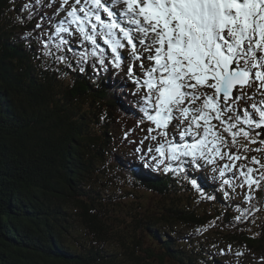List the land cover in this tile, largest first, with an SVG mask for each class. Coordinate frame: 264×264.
I'll return each mask as SVG.
<instances>
[{
	"label": "snow or ice",
	"instance_id": "1",
	"mask_svg": "<svg viewBox=\"0 0 264 264\" xmlns=\"http://www.w3.org/2000/svg\"><path fill=\"white\" fill-rule=\"evenodd\" d=\"M42 2L35 0L36 4ZM121 4L123 8L115 11ZM65 7L69 9L65 20L55 26L49 43L53 37H60L55 45L59 50L61 45L68 43L61 34L72 35L68 25H73L82 43L92 46L88 55L97 57L99 54L101 65L109 59L114 67L126 62L121 50L130 48L133 58L141 61L139 66L146 77L143 86L147 95L142 111L147 121L154 125L148 130L150 138L156 139L151 136L153 131L167 138L169 125L176 119L181 124L187 122L180 132L181 139L189 135L194 139L199 137L195 143L178 147L168 141L167 151L164 144L156 147L155 152L163 157L159 163L168 160L183 165L182 157H188L200 168L202 165L198 161L211 165L227 159L228 163L219 168L222 184L231 186L236 177L225 178V175L234 172L243 180L240 187L260 186L264 181L261 158L252 157L249 161L256 168L238 164L249 158L241 154L239 148L236 152L232 149L237 148L238 137H243L248 144L264 145V100H253L255 94L264 96V0H72L71 3L62 0L58 11ZM22 11H34L33 5L26 3ZM102 13L109 23L104 22ZM40 27L37 24V28ZM30 35L26 33L25 38ZM100 40L111 50V57L105 56ZM41 43L48 47L43 40ZM140 49L150 55L142 56ZM79 55L86 63L88 55ZM57 59L64 61L66 57ZM143 60L151 61V67L145 68ZM80 71H84L82 66ZM128 74L133 76L132 66ZM253 85L255 93L245 91ZM204 89H211L212 93ZM245 97L253 103L240 107ZM197 101L199 106H190ZM213 121L222 126V131ZM257 129L262 130L255 133L258 139L252 136ZM241 147L244 152L264 151V147ZM165 170L173 169L167 167ZM184 171L181 166L179 172ZM255 172L260 173L259 180L253 175ZM187 178L197 190L202 188L194 177Z\"/></svg>",
	"mask_w": 264,
	"mask_h": 264
},
{
	"label": "trees",
	"instance_id": "2",
	"mask_svg": "<svg viewBox=\"0 0 264 264\" xmlns=\"http://www.w3.org/2000/svg\"><path fill=\"white\" fill-rule=\"evenodd\" d=\"M26 3L33 5L32 12L39 8L35 0H14L13 3L0 0V16L4 17L6 9L15 13L23 9ZM19 22L10 19L7 24H2L3 28L0 27V47L17 50L22 58L19 60L15 51L11 52V57L2 53L3 60H12L0 63V264H62V260L64 264H108L112 262L108 250L77 251L74 242L79 243L80 231L90 229L103 235L105 228L112 226L100 218L104 215L98 213L100 204L95 201V191L88 187L91 174L94 179L113 175L108 167L94 166L97 155H101L100 148L106 146L109 135L104 133L106 141L100 144V138L89 130V114L83 101L89 98L94 101L92 98L95 97H87L86 93L77 91V95L84 99L75 98L74 101L72 92L65 91L63 95L56 93L59 100L53 102L52 96L43 93L48 92L50 86L44 88L42 82H57L60 79L52 68L41 63L45 47L41 40L46 43L45 25L30 11L29 16L21 17ZM37 24L41 27L37 28ZM29 32L31 35L25 38ZM26 54L27 62H23L22 67ZM31 61L40 65L41 73L31 65ZM25 66L30 70L32 68L30 72L42 78V81L39 82L33 75L27 78ZM23 79L40 83L34 89L35 101L30 106L26 104L28 91L16 83L24 82ZM24 85L28 87L26 83ZM91 130L95 131L93 127ZM133 195L129 190L125 191L118 205L131 211L135 221L134 213L139 204L134 201ZM128 203L133 207L129 208ZM183 204L189 206L190 202ZM168 206L161 214V223L173 225L176 222L200 221L193 214L171 211L173 207ZM76 209L81 214H77L74 221L76 226L81 223L83 230H77L76 226L71 229L74 223L72 212ZM156 215L159 214L156 213L154 217ZM248 224L251 225L250 222ZM118 226L124 228L122 232L126 231L123 238L118 236V239L126 245L124 259L128 264L189 263L190 260L182 252L172 256L156 252L160 257L158 261H148L150 257L142 248V234L148 231L154 240L168 241L165 235L158 228H148L147 225L142 227L141 233L135 227ZM254 239L246 237L250 247L264 244L263 239ZM169 247L174 248V245ZM164 256H168L167 259Z\"/></svg>",
	"mask_w": 264,
	"mask_h": 264
},
{
	"label": "rangeland",
	"instance_id": "3",
	"mask_svg": "<svg viewBox=\"0 0 264 264\" xmlns=\"http://www.w3.org/2000/svg\"><path fill=\"white\" fill-rule=\"evenodd\" d=\"M63 16H61V18H62ZM22 48V47H21ZM11 48H9L8 46H6L5 48H1L0 47V63H2V62H4V60L2 59V58H4V57H2V55L4 54H7L8 56H13L12 54H11V52H13V51H15V52H17L18 53V58H19V60H22V58H21V55H20V53H19V51H17V50H10ZM105 49H106V47H105ZM22 50H23V48H22ZM106 52H109V51H111L109 48L108 49H106L105 50ZM122 51V54H123V57H124V59L127 61V63L130 61V57L126 54V52H125V49H123V50H121ZM3 53V54H2ZM27 54H26V56H23V61H22V63H21V65L23 64V62H27ZM12 59H6L5 61L7 62V61H11ZM15 60V59H14ZM22 67H23V65H22ZM25 68H26V70H25V76L28 78L29 76L31 77L33 74L30 72L31 70H33L32 68H31V70L27 67V66H25ZM24 80V82H20V81H16V83H18L19 84V86L20 87H22V88H25V90H27L28 91V96H29V100L27 101V105L28 106H30V105H33V103H34V101H35V90L34 89H36L37 88V86H39V84L40 83H37L36 81H29V80H26V79H23ZM27 84V86L28 87H25V85L24 84ZM42 84L44 85V88H48V86H50L49 88L50 89H48V92H46V91H44L43 93L44 94H46V95H50V96H52L51 98H52V101L54 102V101H58L59 99H58V97L56 96V93H57V86L60 84H57V82L56 81H54V80H47L46 82H42ZM69 90L72 92V98H73V100L75 101V98L76 99H84L83 97H81V96H78L77 95V91H82L83 93H86V95H87V97L88 96H90V93L89 92H85L84 90H75V89H71V88H69ZM51 101V102H52ZM90 101V99H87V100H84L83 101V103L84 104H88L87 102H89ZM53 106L55 107V104L53 103ZM59 113H60V111H59ZM40 115H42L43 116V113H40ZM51 119H53V120H56L55 118H51ZM61 119H62V117H61ZM53 122V121H52ZM255 133L256 132H253L252 133V136H253V138H257L256 136H255ZM238 141L241 143V144H243V137H238ZM182 142L183 143H185L186 141L185 140H182ZM258 148H260V147H257V149ZM263 151H257L256 152V157L257 158H261V163H264V153H262ZM127 159H134V157L133 158H131V156H128V158ZM251 159H249V161H250ZM101 160H99V166H102V164H101ZM254 166H256V165H254ZM253 166V168H255ZM104 168H106V166H104ZM109 168V167H108ZM216 171V170H215ZM217 173L219 174V172L217 171ZM260 173L259 172H255L253 175L255 176V178L257 179V175H259ZM220 188H221V186H220ZM123 195V194H122ZM138 195H139V198L137 199V202H139V203H142V204H144V203H147V204H150V203H156L157 202V199H156V197H150V196H148V194H146V193H144L143 191H141V192H138ZM123 197V196H122ZM128 205H129V208L130 207H133V205L132 204H130V203H128ZM203 206H205V208H206V206H207V204L205 203ZM112 206H104V207H100L101 209H104L105 211H106V218L107 219H110V218H113V219H116V218H119V213H118V211L117 210H115V209H110ZM139 212H141V211H139ZM143 218H145L146 220H147V226H148V228L150 227V226H152V223H151V221H152V219H153V217L151 216V214L150 213H146V215H144L143 216ZM141 219H142V217H140L139 215H136V220H135V222H137V223H140L141 222ZM123 222H125V219L124 218H119L118 220H117V222L116 223H123ZM108 225H112V226H110L109 228H105V233H104V235H105V238H107L108 240H110L112 243H114L115 241H117L118 240V236L119 237H121V238H123L122 236H123V234H124V232L126 233V231L124 230L123 232L121 231V230H123L124 228L123 227H121V226H118L119 224H115V223H109ZM254 225L255 226H257L258 225V220H256L255 222H254ZM141 226V224H136V227L138 228V227H140ZM219 226V224L215 221L213 224H211V228H213V229H216L217 227ZM245 229H247L248 231H249V234H248V238H252V236H253V229H252V227H251V225H249L248 224V222L246 223V224H242L241 222H237L236 223V225H235V227H234V230H235V235H234V237H236V238H239V239H241V241H242V238H243V231L245 230ZM223 243H226L225 241H222ZM106 246V245H105ZM214 246H216V247H220V244L219 243H216V245H214ZM125 248L126 247H124V246H122L121 248H119V249H116V251H118L119 253H121L122 251H125ZM120 255V254H119ZM222 255H221V253L219 252V251H216L215 249L214 250H212L211 252H210V257H221ZM120 258H121V256H119ZM64 260H62L61 261V263L62 264H64ZM221 262H223V263H225V259L224 260H222L221 259ZM253 263L254 264H264V263H261V260L259 259V258H257V259H254L253 260Z\"/></svg>",
	"mask_w": 264,
	"mask_h": 264
},
{
	"label": "bare ground",
	"instance_id": "4",
	"mask_svg": "<svg viewBox=\"0 0 264 264\" xmlns=\"http://www.w3.org/2000/svg\"><path fill=\"white\" fill-rule=\"evenodd\" d=\"M125 63H127V61L126 62H124V63H122V64H125ZM111 176H114V175H111ZM128 199L130 198V196H128L127 197ZM238 201L239 202H241V200L240 199H238ZM62 237V236H61ZM237 241H239L240 243H242V241H241V239H239V238H236V237H234ZM60 254H62V253H60ZM219 264H221V263H219Z\"/></svg>",
	"mask_w": 264,
	"mask_h": 264
}]
</instances>
